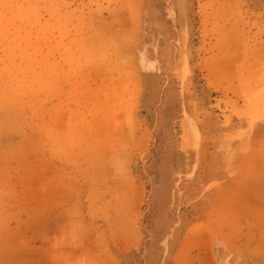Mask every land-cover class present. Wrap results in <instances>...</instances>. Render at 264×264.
I'll use <instances>...</instances> for the list:
<instances>
[{
    "label": "rangeland",
    "instance_id": "obj_1",
    "mask_svg": "<svg viewBox=\"0 0 264 264\" xmlns=\"http://www.w3.org/2000/svg\"><path fill=\"white\" fill-rule=\"evenodd\" d=\"M246 216L264 264V0H0V264H218Z\"/></svg>",
    "mask_w": 264,
    "mask_h": 264
},
{
    "label": "crops",
    "instance_id": "obj_2",
    "mask_svg": "<svg viewBox=\"0 0 264 264\" xmlns=\"http://www.w3.org/2000/svg\"><path fill=\"white\" fill-rule=\"evenodd\" d=\"M236 227V233L227 234L224 229L219 235V241L212 250L215 251L216 262L218 264H253L255 256L261 255L260 251L255 250L254 245V223L250 217H245ZM197 264H208V260L203 257L210 250L209 245L198 243L197 245ZM186 259V257H185ZM184 259V260H185ZM190 259L187 258V261Z\"/></svg>",
    "mask_w": 264,
    "mask_h": 264
}]
</instances>
